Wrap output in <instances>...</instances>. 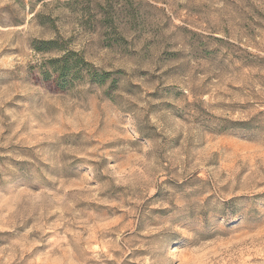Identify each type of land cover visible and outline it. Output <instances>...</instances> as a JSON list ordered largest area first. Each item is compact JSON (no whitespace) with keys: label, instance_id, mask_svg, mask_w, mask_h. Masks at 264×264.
I'll list each match as a JSON object with an SVG mask.
<instances>
[{"label":"rangeland","instance_id":"obj_1","mask_svg":"<svg viewBox=\"0 0 264 264\" xmlns=\"http://www.w3.org/2000/svg\"><path fill=\"white\" fill-rule=\"evenodd\" d=\"M0 264H264V0H0Z\"/></svg>","mask_w":264,"mask_h":264},{"label":"trees","instance_id":"obj_2","mask_svg":"<svg viewBox=\"0 0 264 264\" xmlns=\"http://www.w3.org/2000/svg\"><path fill=\"white\" fill-rule=\"evenodd\" d=\"M45 46H57L55 41L43 43ZM61 55L56 59H51L46 64V72L43 74H53V85L57 90H61L68 86L75 79H84L95 84H102L107 79L108 73H99L87 63L80 55L72 51H61L59 47H55ZM45 49H38V51Z\"/></svg>","mask_w":264,"mask_h":264}]
</instances>
